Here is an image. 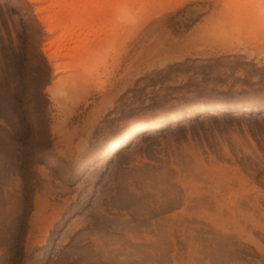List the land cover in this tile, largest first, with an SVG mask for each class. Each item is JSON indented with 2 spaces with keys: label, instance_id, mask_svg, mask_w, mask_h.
Returning <instances> with one entry per match:
<instances>
[{
  "label": "rangeland",
  "instance_id": "rangeland-1",
  "mask_svg": "<svg viewBox=\"0 0 264 264\" xmlns=\"http://www.w3.org/2000/svg\"><path fill=\"white\" fill-rule=\"evenodd\" d=\"M0 264H264V0H0Z\"/></svg>",
  "mask_w": 264,
  "mask_h": 264
},
{
  "label": "bare ground",
  "instance_id": "bare-ground-1",
  "mask_svg": "<svg viewBox=\"0 0 264 264\" xmlns=\"http://www.w3.org/2000/svg\"><path fill=\"white\" fill-rule=\"evenodd\" d=\"M31 1H40V0H31ZM35 13H38L41 11L40 7L34 8ZM71 17V16H70ZM72 22H76L77 25L80 23V17L76 13L72 14ZM38 19L42 22L44 25L45 29L50 33L52 32L56 25L60 23V20L55 22V20H52L51 22L48 20L46 16H38ZM54 41L52 39H47L45 42L42 43L41 50L43 54L45 55L47 61L50 63V65L53 67V73H55L59 69V64L56 62L57 56H59L57 50H51V44ZM179 57H176V59ZM52 91L51 87L47 88ZM55 94V93H54ZM253 108H251V105L249 104H239V105H230L227 103H203L199 104L197 106L188 108L187 110L185 109L184 111L180 112H173L169 114H164L161 115L158 119L154 121H150L147 123H141L138 122L136 124L131 125L127 129H125L122 134L111 141L109 144L105 146L103 151L100 154V158L107 160L109 159L112 154L116 151H118L121 147L129 144L131 140L139 133L146 132L147 133H153L154 131L160 129L163 127L167 122H175L179 121L185 118H190L198 113H203V112H210V113H221V112H227V111H236V112H244V111H250Z\"/></svg>",
  "mask_w": 264,
  "mask_h": 264
},
{
  "label": "crops",
  "instance_id": "crops-1",
  "mask_svg": "<svg viewBox=\"0 0 264 264\" xmlns=\"http://www.w3.org/2000/svg\"><path fill=\"white\" fill-rule=\"evenodd\" d=\"M217 104V103H216Z\"/></svg>",
  "mask_w": 264,
  "mask_h": 264
}]
</instances>
